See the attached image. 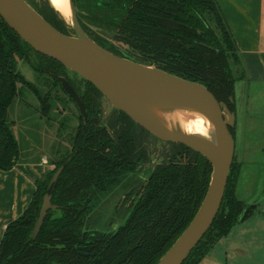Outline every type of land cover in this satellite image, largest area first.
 <instances>
[{
  "label": "trees",
  "instance_id": "16d2710c",
  "mask_svg": "<svg viewBox=\"0 0 264 264\" xmlns=\"http://www.w3.org/2000/svg\"><path fill=\"white\" fill-rule=\"evenodd\" d=\"M28 2L54 27L70 34L49 0L41 7ZM73 4L86 34L101 47L200 82L235 111L231 97L239 73L234 70L240 65L239 47L218 0H73ZM27 48L35 50L0 15V170H10L19 162L20 145L8 114L23 89L33 87L15 70L16 60L25 56ZM49 59L55 66L43 67L41 72L48 68L58 74L61 67L67 68ZM83 79L87 85H73L86 104L88 117L79 114L69 151L55 160V168L38 183L24 212L8 223L0 242V264H156L205 198L212 163L184 143L174 142L171 156L146 172L147 180H138L147 158L145 133L120 110L110 126L102 124L99 112L104 94ZM49 95L39 98L45 103ZM63 165L57 183L49 189L51 178ZM240 173L234 158L221 208L183 264H198L257 208L238 194ZM115 192L135 196L128 218L116 231L92 218ZM46 193L52 194L57 207L48 211L37 238L32 239Z\"/></svg>",
  "mask_w": 264,
  "mask_h": 264
},
{
  "label": "water",
  "instance_id": "95a60500",
  "mask_svg": "<svg viewBox=\"0 0 264 264\" xmlns=\"http://www.w3.org/2000/svg\"><path fill=\"white\" fill-rule=\"evenodd\" d=\"M73 27L75 34H66L49 23L27 0H0V15L35 50L57 60L94 84L119 110L133 118L138 124L157 136L177 143H184L204 154L212 163L213 173L205 198L184 232L156 264H183L189 254L199 244L211 228L223 202L229 175L235 158L236 138L232 128L236 126V112L204 84L169 73L160 68L139 63L101 47L94 42L82 27L73 0ZM37 13L35 15L33 13ZM75 38L88 39L107 58L132 72H122L98 60L81 48ZM142 66L152 72L140 73L133 68ZM63 88L77 104L86 119L88 111L84 100L75 87L64 76H60ZM138 98L175 99L193 102L210 112L216 127V141L188 134H175L155 121L137 112L131 101ZM234 102V96L231 97ZM95 122L99 125L96 117ZM65 165L61 166L51 178L48 188L57 183ZM52 194L43 198L40 214L32 232L36 239L50 209Z\"/></svg>",
  "mask_w": 264,
  "mask_h": 264
},
{
  "label": "crops",
  "instance_id": "0c3cea01",
  "mask_svg": "<svg viewBox=\"0 0 264 264\" xmlns=\"http://www.w3.org/2000/svg\"><path fill=\"white\" fill-rule=\"evenodd\" d=\"M218 2L239 47L240 65L236 66L239 81L235 82L234 93L235 138L238 116L243 119L238 156L235 150L241 168L237 191L239 194L240 189L248 190L249 197L253 183L249 187L245 169L251 173L257 163L264 166V0ZM45 160V155L41 159L20 160L12 169L0 170V242L8 223L24 212L38 183L46 180L52 170L53 164ZM241 198L246 200L245 196ZM198 264H264V212L256 208L216 242Z\"/></svg>",
  "mask_w": 264,
  "mask_h": 264
},
{
  "label": "rangeland",
  "instance_id": "374dc122",
  "mask_svg": "<svg viewBox=\"0 0 264 264\" xmlns=\"http://www.w3.org/2000/svg\"><path fill=\"white\" fill-rule=\"evenodd\" d=\"M30 1H33L36 6L41 7L47 0ZM66 3L68 6V0H66ZM51 5L55 8L52 3ZM57 11L66 21L69 31L75 34L72 16L66 18L59 10ZM46 66L52 67L55 64L49 57L35 50L27 48L25 56L18 57L15 70L21 73L33 87L32 89L27 87L23 89V94L16 99V102L9 109L8 119L20 145L19 161L36 159L38 157L41 159L45 155L48 164H53L51 167L53 170L55 168V160L70 149V139L75 136L80 123V111L70 96L60 88V85H54L52 77L45 72H41L43 71L42 68ZM234 70L236 73L237 67ZM59 74L67 79L69 77L77 86L87 85L81 75L70 69L61 67ZM238 81L239 79L236 76L235 82ZM49 92V98L44 103V99L39 98V96L45 98ZM242 99L244 100V97ZM245 99L247 100V97ZM100 106L103 115V118H101L102 124L110 126L109 122L119 118L120 113L117 112L119 110L105 96L101 97ZM242 119L243 117L239 115L237 123L238 132L236 135L237 156L241 147ZM138 125V131L145 133L143 144L147 155L146 160H144L146 163L141 166L142 173L139 174L138 180H146V176L148 175L146 172L150 173L157 164L165 162L168 156H171L175 150V146L173 145L174 141L165 140L142 125ZM254 166L257 167H253L251 173L246 168V174L244 175L245 179H249V187L253 183L250 196L248 197V190L244 192L243 189H240L239 194L240 197L245 196L246 201L257 202L258 212H264V166L261 163H257ZM121 196V193L115 192L104 200L93 213V221L100 222L114 231L124 224L131 212V207L128 203H124Z\"/></svg>",
  "mask_w": 264,
  "mask_h": 264
},
{
  "label": "bare ground",
  "instance_id": "6f19581e",
  "mask_svg": "<svg viewBox=\"0 0 264 264\" xmlns=\"http://www.w3.org/2000/svg\"><path fill=\"white\" fill-rule=\"evenodd\" d=\"M64 17H73L71 1L50 0ZM35 15L39 17L35 11ZM78 45L92 56L102 61L106 65L122 72L130 73L111 59L105 57L96 46L88 39L75 38ZM140 73L149 74L151 69L140 65L133 68ZM134 109L160 124L163 128L175 134H188L216 141V127L212 116L208 110L193 102L175 99L138 98L131 101Z\"/></svg>",
  "mask_w": 264,
  "mask_h": 264
},
{
  "label": "flooded vegetation",
  "instance_id": "af4514ba",
  "mask_svg": "<svg viewBox=\"0 0 264 264\" xmlns=\"http://www.w3.org/2000/svg\"><path fill=\"white\" fill-rule=\"evenodd\" d=\"M46 70L47 71H45V73L46 74H49L51 77H52V79H53V81H54V85L55 84H59L60 85V88L61 89H63L66 93H67V91L63 88V86H62V82H61V80H60V76H61V74H57L56 72H54V71H52V70H50V69H48V68H46ZM68 70H69V68H68ZM71 70V69H70ZM73 71V70H72ZM75 72V71H74ZM54 77H57V79L59 80V82L57 81V79H55ZM68 81L73 85V83L75 84V82L72 80V79H70L69 77H68ZM50 83H52V82H50ZM76 85V84H75ZM74 86V85H73ZM75 87V86H74ZM75 89H76V87H75ZM68 94V93H67ZM69 95V94H68ZM70 96V95H69ZM70 98H71V96H70ZM72 99V98H71ZM73 100V99H72ZM77 105V104H76ZM78 107V106H77ZM116 108V107H115ZM117 109V108H116ZM119 110V109H118ZM120 111H122V110H120ZM126 114V113H125ZM126 115H128V114H126ZM129 116V115H128ZM130 117V116H129ZM95 118H96V116L94 117V121H95ZM99 118L101 119V118H103V115H102V110L99 112ZM131 118V117H130ZM133 119V118H132ZM134 120V119H133ZM101 121H102V119H101ZM135 121V120H134ZM136 122V121H135ZM100 123V122H99ZM137 124H138V122H136ZM147 177V176H146ZM146 180H147V178H146ZM121 198H123V200H124V203H128L129 204V206L130 207H132V205L134 204V202H135V196H131V197H129L128 198V196L126 195V194H124V195H122L121 196Z\"/></svg>",
  "mask_w": 264,
  "mask_h": 264
},
{
  "label": "built area",
  "instance_id": "2783aa9c",
  "mask_svg": "<svg viewBox=\"0 0 264 264\" xmlns=\"http://www.w3.org/2000/svg\"><path fill=\"white\" fill-rule=\"evenodd\" d=\"M45 162H47V160H45Z\"/></svg>",
  "mask_w": 264,
  "mask_h": 264
}]
</instances>
